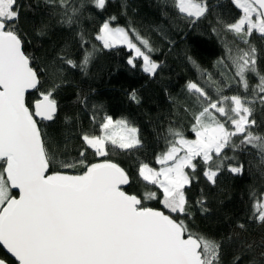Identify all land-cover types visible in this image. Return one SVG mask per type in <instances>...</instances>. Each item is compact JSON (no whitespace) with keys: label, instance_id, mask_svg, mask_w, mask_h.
Masks as SVG:
<instances>
[{"label":"snow or ice","instance_id":"6c2138e0","mask_svg":"<svg viewBox=\"0 0 264 264\" xmlns=\"http://www.w3.org/2000/svg\"><path fill=\"white\" fill-rule=\"evenodd\" d=\"M45 2L56 4L60 23L71 28L80 22L86 4L104 11L109 0ZM233 3L243 15L226 29L247 47L225 45V57L218 62L227 70L220 74L223 82L210 77L216 98L195 82L186 85L200 102L192 113L195 138H187L183 130L168 129L165 150L156 161L160 168L144 163L138 169L139 178L156 190L140 195L125 190L129 173L106 158V144L121 150L139 146L138 129L111 116L104 117L100 135H82L87 148L63 160V170H52L57 153L46 143L36 118L54 120L58 105L53 95L59 85L41 92L33 104L26 103L29 89L39 91V74L32 66L34 57L24 50L18 0H0V246L6 250L0 264H264V235L252 238L245 223H237L226 237H215L194 231L188 222L185 188L193 175L185 170L194 174L197 158L204 165L203 175L215 184L225 169L233 175L244 170L243 164L233 163L235 156H228L226 149L235 153L251 146L264 155V136L252 130L256 120L250 119L257 101L264 105V71L257 67V49L248 39L253 32L264 38V0ZM175 6L179 13L197 19L208 10L203 0H175ZM116 20L115 15L102 20L95 39L105 49L127 45L135 57H142L143 71L155 75L161 64L148 54L153 51L149 41L131 29L147 48L142 51L128 29L113 26ZM46 27L37 35H44ZM79 35L84 49L79 63L64 56L58 59L84 72L94 50L85 48L87 41L83 33ZM135 57L128 60L133 67ZM249 74L257 80L251 97L224 94L234 84L248 92ZM132 99L139 103L135 93ZM87 149L104 159L89 161ZM150 200H158L167 214L148 206ZM197 204L201 211H208L203 198ZM253 208L255 219L264 225V205Z\"/></svg>","mask_w":264,"mask_h":264},{"label":"trees","instance_id":"16d2710c","mask_svg":"<svg viewBox=\"0 0 264 264\" xmlns=\"http://www.w3.org/2000/svg\"><path fill=\"white\" fill-rule=\"evenodd\" d=\"M203 2L208 10L198 19L179 13L175 0H109L104 11L86 4L80 22L69 28L60 23L56 4H47L45 0H18L24 50L34 57L32 66L40 80L39 91L28 94L26 103L33 104L41 92L59 85L53 95L58 105L54 120L45 122L36 118L46 143L57 153L52 170H63V160L75 158L82 148H87L82 135H100L99 126L104 117L111 116L114 121L125 120L136 127L141 141L131 150L106 144L109 153L106 158L129 173L130 184L125 190L140 195L156 190L139 178V166L146 163L154 169L160 168L156 161L165 150L169 128L183 130L187 138H195L191 132L192 113L200 107V102L198 94L189 93L186 85L195 82L216 98V85L210 77L223 82L220 74L227 70L218 62L225 57V45L233 49L247 47L226 29L227 24L243 15L242 9L237 8L233 0ZM112 15L117 16L113 26L128 29L130 36H133L131 29H135L141 39L149 41L153 51L148 54L161 64L155 75L143 71V59L135 57L133 50L122 45L105 49L102 42L95 39L102 20ZM45 25V34L37 35ZM80 33L87 41L85 48L94 50L84 72L58 59L64 56L79 63L84 53ZM248 39L257 49V67L264 71V38L253 32ZM133 41L147 52L140 40L133 36ZM134 57L135 67L128 64ZM233 74L234 70L228 72L229 76ZM256 83L255 76L249 74L248 92L234 84L225 89L224 94L251 97V86ZM133 93L139 103L132 99ZM250 119L256 120L252 130L264 136V105L257 101ZM225 151L228 156H235L233 163L243 164L241 175H233L225 169L212 184L203 175L204 165L199 163V158L194 174L191 169L185 170L193 175L190 186L185 188L190 213L188 222L194 231L215 237H226L237 223H245L248 234L259 240L264 235V225L255 219L253 206L264 205V155L251 146L235 153ZM86 156L92 162L104 159L95 157L92 149H87ZM201 198L207 212L201 211L197 204ZM146 203L167 213L158 200ZM4 254L0 247V257Z\"/></svg>","mask_w":264,"mask_h":264},{"label":"water","instance_id":"95a60500","mask_svg":"<svg viewBox=\"0 0 264 264\" xmlns=\"http://www.w3.org/2000/svg\"><path fill=\"white\" fill-rule=\"evenodd\" d=\"M39 86V85H38ZM36 89H29L27 92H26V94H25V101L27 100V95L28 94H30V93H33L34 91H35ZM39 120H40V118H38ZM41 121H44V120H41ZM45 122H48V121H45ZM40 127V126H39ZM129 185H125V186H123L124 188H127ZM14 192L16 191V190H13ZM158 210H162V209H158ZM164 211V210H163ZM166 213V212H165ZM167 214V213H166ZM2 249H3V247L2 246H0ZM4 250V252L6 253V250L5 249H3Z\"/></svg>","mask_w":264,"mask_h":264},{"label":"rangeland","instance_id":"374dc122","mask_svg":"<svg viewBox=\"0 0 264 264\" xmlns=\"http://www.w3.org/2000/svg\"><path fill=\"white\" fill-rule=\"evenodd\" d=\"M119 45H122V46H126L127 47V45H124V44H118V45H116V46H119ZM128 48V47H127ZM133 52H134V50H133ZM134 55H135V52H134ZM129 124V123H128ZM130 125V124H129ZM131 126V125H130ZM215 220V218L214 217H212L211 218V221L213 222Z\"/></svg>","mask_w":264,"mask_h":264}]
</instances>
